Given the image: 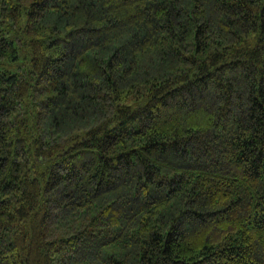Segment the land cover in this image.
Returning a JSON list of instances; mask_svg holds the SVG:
<instances>
[{"label":"trees","instance_id":"16d2710c","mask_svg":"<svg viewBox=\"0 0 264 264\" xmlns=\"http://www.w3.org/2000/svg\"><path fill=\"white\" fill-rule=\"evenodd\" d=\"M0 264H264V0H0Z\"/></svg>","mask_w":264,"mask_h":264}]
</instances>
